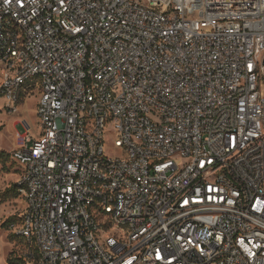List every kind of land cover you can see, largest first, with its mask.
<instances>
[{
  "label": "built area",
  "instance_id": "obj_1",
  "mask_svg": "<svg viewBox=\"0 0 264 264\" xmlns=\"http://www.w3.org/2000/svg\"><path fill=\"white\" fill-rule=\"evenodd\" d=\"M263 88L264 0H0L19 256L264 264Z\"/></svg>",
  "mask_w": 264,
  "mask_h": 264
},
{
  "label": "rangeland",
  "instance_id": "obj_2",
  "mask_svg": "<svg viewBox=\"0 0 264 264\" xmlns=\"http://www.w3.org/2000/svg\"><path fill=\"white\" fill-rule=\"evenodd\" d=\"M38 102L39 95L34 94L27 99H22L14 108H11L0 96V193L14 186L19 179V165L11 157L19 147L18 134L23 135L28 131L34 137L40 134ZM106 151L111 155L121 152L112 143L107 144ZM2 199L3 197H0V264H10L9 258L12 264H23L17 256H23L25 249L19 244L20 239L12 231L10 224L18 221L25 201L17 193L7 200ZM3 211L6 212L3 213ZM9 217H13V220L4 224Z\"/></svg>",
  "mask_w": 264,
  "mask_h": 264
},
{
  "label": "trees",
  "instance_id": "obj_3",
  "mask_svg": "<svg viewBox=\"0 0 264 264\" xmlns=\"http://www.w3.org/2000/svg\"><path fill=\"white\" fill-rule=\"evenodd\" d=\"M0 96H1V95H0ZM1 97H2V96H1ZM11 157H12V156H11ZM13 160H14L15 162H17L14 158H13ZM20 171H21V170L18 169V174L20 173ZM16 193L19 195V192H18V190H17V184L15 183L14 186H10L9 188L5 189V191H3L2 193H0V197H3L2 200H7V199L10 198V197H14V196L16 195ZM12 220H13V217H9V218L5 221L4 224H7L8 222H11ZM17 237H18V236H17ZM18 238H19V237H18ZM19 239H20L19 244H21L22 246H24L23 239H21V238H19ZM17 258H18L19 260H21L23 264H26L25 260H24L22 257H20V256L18 255ZM8 262H9L10 264H12V260H11V258H9Z\"/></svg>",
  "mask_w": 264,
  "mask_h": 264
},
{
  "label": "crops",
  "instance_id": "obj_4",
  "mask_svg": "<svg viewBox=\"0 0 264 264\" xmlns=\"http://www.w3.org/2000/svg\"><path fill=\"white\" fill-rule=\"evenodd\" d=\"M5 212H6V211H3V213H5ZM3 215H4V214H3ZM3 217H4V216H3ZM3 217H2V218H3Z\"/></svg>",
  "mask_w": 264,
  "mask_h": 264
}]
</instances>
